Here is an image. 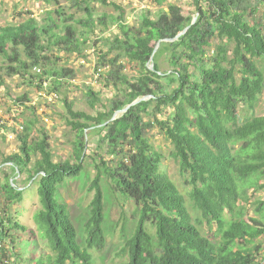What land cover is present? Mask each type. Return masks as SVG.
Returning <instances> with one entry per match:
<instances>
[{"label":"trees","instance_id":"trees-1","mask_svg":"<svg viewBox=\"0 0 264 264\" xmlns=\"http://www.w3.org/2000/svg\"><path fill=\"white\" fill-rule=\"evenodd\" d=\"M64 1L75 11L57 7L45 11L41 20L31 16L0 26V87L4 77L17 76L38 92L56 94L73 71L56 67L59 57L47 54L53 50L86 58L84 50L95 31L115 26L114 35L92 43H101L95 49L94 71L112 97L96 109L99 93L86 87V102L94 114L74 110L63 98L65 124L75 135L74 161H54L46 133L34 134L33 120L14 132L19 150L0 164L10 171L0 182L1 239L10 247V253L7 248L3 252L8 263L10 254L16 257L14 243L19 240L12 232L26 231L10 213L23 199L16 178L25 175L27 183L37 184L41 208L33 219L50 251L34 264H95L90 250L105 244L102 179L112 185L118 200H131L138 207L122 264H264V202L256 201L258 217L248 216L252 192L264 190V115L253 114L264 91V73L254 62L264 58V15L256 17L264 0H191L194 12L169 3L168 12H142L135 25L126 23L123 10L111 0ZM150 1L161 6L169 0ZM94 2L118 14H97ZM195 15L187 32L172 40ZM166 39L172 41H162ZM34 67L42 68L41 74H33ZM142 97L148 99L110 121ZM240 105L250 113L243 119ZM154 128L172 147L197 217L160 171L162 155L146 137ZM93 136L98 137L89 186L94 194L81 244L57 192L64 179L76 178L83 170L87 138Z\"/></svg>","mask_w":264,"mask_h":264},{"label":"rangeland","instance_id":"rangeland-1","mask_svg":"<svg viewBox=\"0 0 264 264\" xmlns=\"http://www.w3.org/2000/svg\"><path fill=\"white\" fill-rule=\"evenodd\" d=\"M114 4L119 6L123 12L125 21L129 25H135L139 16L144 11H149L153 15L158 10L169 11L168 4H175L183 8L186 12H194V6L191 0L179 1L169 0L161 6L152 4L150 0H111ZM97 14L116 15L118 11L113 7H102L97 2L92 3ZM57 7H63L67 13L75 10L69 9V4L64 0H58L57 4H45L42 0H0V26L8 24H16L24 20V18L34 17L41 20L45 11L54 10ZM96 14V15H97ZM81 14L77 13L76 17ZM264 15V5L259 7V12L256 17ZM264 20V18H263ZM264 25V21H263ZM264 30V26L262 27ZM116 33L115 26H110L105 32H99L97 29L90 41V47L84 50L86 58L76 54H67L65 52L53 51L48 53L49 57L54 59L59 57L56 62V67H63L73 71V76L64 80L62 87L56 93L57 98L50 97L54 92L50 91L43 95L33 87L25 84L23 80L17 76L4 77L5 85L0 87V107L3 108L4 114L10 112L14 108L21 110L18 114L19 122L22 124L33 120L34 134L41 130L44 131L48 137L50 150L53 155V160L58 162L62 160L73 158V142L74 132L70 130L65 124L67 118L66 110L63 105V98L73 103V109L77 111H84L88 114H94L93 110L86 102L85 92L86 87H91L99 93L100 103L97 104L96 109L101 108L102 104H107L112 97V91L102 86L95 75L94 65L97 59L95 49H98L101 43L93 46V41L97 37H108ZM92 45V46H91ZM55 50V49H54ZM256 66L264 73V58H255ZM2 59L0 58V65ZM42 69V68H41ZM17 99L21 101L17 103ZM15 101L12 104V101ZM22 104V105H21ZM240 112V119L250 115L241 105L238 107ZM169 113V111H167ZM253 114L256 116L264 115V91L259 96ZM159 119L164 117L157 115ZM146 137L154 149L162 155L160 162V171L164 173L178 188L185 199L186 206L193 216L199 214L191 207L189 199L190 186L185 182V178L181 175L178 163L171 155L172 147L164 136L161 135L157 129L149 130ZM98 137L93 136L87 138L86 148L84 154L88 157L84 160V166L81 173L76 178H67L58 186L57 198L64 203L69 215L78 232V241L83 244L85 240L83 234V226L89 217V205L93 199L94 192L89 191L91 181L95 176V170L92 165V158H96V146ZM19 143L13 137H0V164L3 157L18 152ZM0 182L3 180L5 172H10L7 168H0ZM3 169V170H2ZM16 186L23 190L22 201L11 207L10 213L13 217L26 227V231L12 232L15 236L14 243L15 256L10 254L11 264H34V261L40 256L45 257L49 254L44 242L37 235L36 226L34 224V213L41 208L39 196L37 194V184L27 183L26 176L16 178ZM101 188L104 198V237L105 244L101 250L92 249L91 254L94 258L95 264H122L128 258L126 249V241L134 232L136 225V216H133L138 207L133 201L120 199L116 197V191L113 190L112 185L106 180L102 179ZM264 202V190L252 192L250 203L248 205V216L258 217L255 212L256 201ZM150 224H145V229L150 233ZM205 231V228L203 229ZM30 232H33L30 234ZM210 239L212 233H206ZM261 241V237L256 241ZM264 247V238L261 241ZM38 243V249L36 245ZM7 251H10L9 245L6 244ZM10 253V252H9Z\"/></svg>","mask_w":264,"mask_h":264},{"label":"built area","instance_id":"built-area-1","mask_svg":"<svg viewBox=\"0 0 264 264\" xmlns=\"http://www.w3.org/2000/svg\"><path fill=\"white\" fill-rule=\"evenodd\" d=\"M33 74H41V68L34 67L32 69ZM45 93L39 92V95L44 96ZM51 95V94H50ZM50 97L57 98V95L54 93ZM21 110L14 108L10 112L4 114L3 108L0 107V137H13L16 138L14 132H21L23 130L22 124L19 122L18 114ZM1 227H0V264H9L8 260L3 256L4 249L6 246L1 239Z\"/></svg>","mask_w":264,"mask_h":264},{"label":"water","instance_id":"water-1","mask_svg":"<svg viewBox=\"0 0 264 264\" xmlns=\"http://www.w3.org/2000/svg\"><path fill=\"white\" fill-rule=\"evenodd\" d=\"M196 15L193 17V19H192V21H191V24L188 26V27H186V28H184L181 32H179L172 40H177L181 35H184L186 32H187V30L189 29V27L192 25V24H194V22L196 21ZM172 40H170V39H166V40H162V41H172ZM161 41H159L157 44H156V46H155V49H154V52L156 51V49L158 48V46H159V43H160ZM152 59V58H151ZM150 59V60H151ZM148 68L150 69V70H153V64L152 63H150L149 65H148ZM148 99V97H142V98H139V99H137V100H135L134 102H132L131 104H129L128 106H126L124 109H122V110H120V111H117L114 115H113V117L111 118V120L110 121H113V120H115L116 118H118L120 115H122V114H124L131 106H134V105H136L138 102H140V101H142V100H147ZM85 134H86V132H85Z\"/></svg>","mask_w":264,"mask_h":264},{"label":"clouds","instance_id":"clouds-1","mask_svg":"<svg viewBox=\"0 0 264 264\" xmlns=\"http://www.w3.org/2000/svg\"><path fill=\"white\" fill-rule=\"evenodd\" d=\"M20 190H22V189L20 188Z\"/></svg>","mask_w":264,"mask_h":264}]
</instances>
